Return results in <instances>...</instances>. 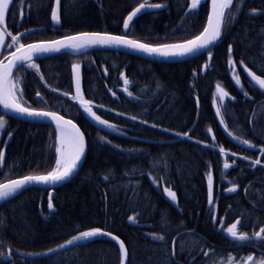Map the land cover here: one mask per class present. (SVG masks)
I'll return each mask as SVG.
<instances>
[{"label": "trees", "instance_id": "16d2710c", "mask_svg": "<svg viewBox=\"0 0 264 264\" xmlns=\"http://www.w3.org/2000/svg\"><path fill=\"white\" fill-rule=\"evenodd\" d=\"M110 2L60 0L59 21L52 24L53 0H12L3 31L11 40L22 31L38 29L17 39L21 42L48 41L80 33L124 35L123 20L112 22L113 17L107 14L119 12ZM151 2L166 4L167 9L136 19L125 34L129 39L156 47L184 43L204 29L208 0H199L196 9H192L190 0ZM225 13L215 46L186 62L160 64L121 53L92 50L78 56L56 55L37 62L34 68H21L14 75L13 83L20 81L19 103L35 109L39 104L34 101L35 95L45 90L48 107L44 110L58 113L79 126L86 140V156L77 175L54 190L53 211L48 207L47 191L36 188L23 190L0 204V264H120L117 245L106 237L86 240L45 259L25 257L49 251L94 229L118 236L128 248L132 245L128 264H228L230 258L232 264H236L243 263L251 253L255 259L264 258V239L253 242L258 252L248 248L238 256L225 253L231 243L236 244L226 236L227 228L236 220L222 215L227 206L234 207L233 201L240 195L257 209L253 214L242 212L238 225L240 234L250 237L264 228V152L261 151L264 149V89L250 82L251 77L245 72L246 66L253 74L264 78L261 75L264 72V0H233ZM6 48L5 42L3 54ZM230 59L235 63L234 70L229 65ZM73 65L81 67L82 95L91 102L89 106L96 115L120 126L134 127L132 119H138L144 124L135 127L141 128L148 139L170 141L186 133L193 124L197 101L200 120L190 137L199 136L200 148L187 149L190 143L183 138L157 146L148 153L121 151L116 157L110 156L115 144L125 140L95 130L83 119L71 101L70 68ZM234 75H238L240 85L236 84ZM104 77L117 80L122 88L112 95L104 89V98H97L91 93L94 87L97 89L93 82L100 83ZM125 79L141 90H150L151 84L164 82L167 93L155 97V101L137 104L126 92ZM217 84L228 93L223 101L217 94ZM62 90H69V97L62 96ZM120 98L129 99L124 110L117 105ZM213 108L220 109V117L229 130L257 149V155L250 154L252 164L249 161L246 165L233 163L222 156L220 148H237L220 132ZM121 114L125 117H119ZM0 118L4 117L0 114ZM5 122V129L0 131V153H3L0 184L52 171L56 160L55 130L10 118H5ZM161 158L162 166H155L154 162ZM256 160L260 163H254ZM225 163L229 168H224ZM239 170L244 172L242 179L248 182L240 193L236 186L238 180L233 179ZM209 173L213 184L211 204ZM158 176L163 181L157 179ZM234 186L236 191L228 190ZM159 187L175 192L177 201L172 203L167 191H160ZM201 209L205 217L199 221L198 232L206 238L179 239L176 243L178 263L173 262L170 244L181 210L186 217L198 212L202 215ZM129 217H135V222ZM142 230L149 231L144 243L138 236ZM160 236L163 239H154ZM223 241L230 246L225 247ZM183 250L192 253L198 262L184 261ZM7 252H10V261L4 260Z\"/></svg>", "mask_w": 264, "mask_h": 264}, {"label": "snow or ice", "instance_id": "6c2138e0", "mask_svg": "<svg viewBox=\"0 0 264 264\" xmlns=\"http://www.w3.org/2000/svg\"><path fill=\"white\" fill-rule=\"evenodd\" d=\"M10 0H0V24H4L5 22V14L8 9ZM57 5H59V0H56ZM199 0H192V9H196ZM233 4V0H212L213 14L208 18V25L205 27L200 35H197L194 39L187 40L184 43L177 44H163L157 47L149 46L148 44L140 43L135 40H129L124 38L123 36H115V35H106L100 33H82L77 36L67 37L65 41H54L50 44H30L27 46V50H25V46L20 44L19 48H17V52H23L22 55H16V52L12 53L13 59L9 61L8 65H3V62H0V104L6 110H11L17 114L27 115L29 117H46L51 118L56 122L57 130L60 133V136L67 140L70 145V151L65 153L61 147L56 148V152L59 154V158L56 160V168L47 174L41 175H29L19 180H13L10 184H0V200L7 199L8 197L13 196L16 192L21 189L27 187L31 183H41V184H56L58 182H63L66 179L71 178L74 171L76 170L77 164L81 159V156L84 153V136L80 132V130L76 127L75 124L72 123L71 120H65L62 116L57 115L55 112H44V111H36L30 110L27 107H22L21 104L15 101V92L13 89L17 87L20 83L19 80L14 84L9 77L12 73V68L17 67L23 64L26 61H32L34 59V54H42L48 52H58L61 49H73L76 51H80L81 49H85L94 45H104V46H124L133 50H139L141 52L147 53L148 55H156L163 58H172V57H181L188 54H194L203 49H206L211 45L214 41H216L221 34V27L225 20V10L229 9ZM146 7L150 8H160L162 5L160 4H151L141 3L138 7L135 8L131 14L128 15L127 19L124 21V29L127 31L129 28V22L133 20V17L137 16L138 13L141 12L142 9ZM52 20L59 21V17L56 10L52 11ZM3 36L0 35V45H3ZM13 43L17 42V37L12 36ZM10 46V45H9ZM231 53V49L229 50ZM5 59H8L5 57ZM209 59L211 56L209 55ZM19 62V64L17 63ZM243 65V61H241ZM229 65L232 66L233 70L235 69V63L232 59L229 60ZM30 68H34L35 65L29 63L27 65ZM207 65H205V68ZM39 71V69H37ZM73 72L75 73L76 79V95L80 97V75H79V65H73ZM245 72L249 77H251L250 82H255V85H258L260 89H264V78L253 74L252 71L248 70L245 66ZM264 76V72L261 73ZM43 79V77H41ZM234 79L237 85L241 84V81L238 75H234ZM124 83L127 84V79L124 80ZM217 94L221 101L224 100L225 97L228 96V93L217 84L216 88ZM39 95V94H38ZM245 96L248 94L245 92ZM22 96V93H21ZM90 101L81 100V107L83 110L92 117L95 121H97L101 125H105L107 127H112L107 124L105 120H102L95 112H93L92 108L89 106ZM217 115H220V109L217 108ZM5 121L0 120V130L5 128ZM223 123V120H221ZM209 131H211L209 129ZM230 136L231 132L228 133ZM243 144H249L247 140L241 141ZM251 146V145H249ZM264 152V149L261 150ZM220 152L224 153L225 149L220 148ZM3 158V153H0V159ZM254 163L259 164L260 161L256 160ZM229 164L225 163L224 168H229ZM212 175L209 173L208 175V188H209V204L212 201ZM229 191H236V187L228 189ZM167 191L168 196L175 201L176 194L175 192ZM48 207L51 209L53 207L51 200L49 201ZM130 221L135 222V217H129ZM240 222L237 221L232 223L230 227L227 228V233L233 237L234 239L246 240L248 239L246 234H238L237 226ZM100 232L99 229H94L90 231H84L79 236L74 237L72 240H69L67 243L69 245L76 243L79 240L89 239L95 237ZM264 233V228H261L259 232L255 235L257 238L264 239V236L261 234ZM105 235H109L108 233H104ZM113 240H117V237L112 236ZM154 239H163L162 236L154 237ZM119 242V250L121 253V264H125V259L127 257V249L123 242ZM64 247V245H61ZM207 255V253H205ZM248 260H252V257H248ZM228 264H232L231 258L228 261ZM264 264V262H262Z\"/></svg>", "mask_w": 264, "mask_h": 264}, {"label": "bare ground", "instance_id": "6f19581e", "mask_svg": "<svg viewBox=\"0 0 264 264\" xmlns=\"http://www.w3.org/2000/svg\"><path fill=\"white\" fill-rule=\"evenodd\" d=\"M24 2L26 0H23ZM54 1L53 0V5H52V11L54 9ZM60 1V0H59ZM110 4L112 5V8L113 9H117L119 10L118 13H115L114 12H109L107 14H111V16L113 17L112 19H114L112 22H116L118 21L120 18L123 20L122 21V30H123V24H124V21L126 19V17L136 8L138 7L139 5H137L136 3H138L140 0H110ZM142 3H145L142 2ZM147 3L148 4H154L151 2V0H147ZM87 4V3H86ZM137 6H136V5ZM163 5H166V4H163ZM167 9V5H166V8L163 9V10H166ZM58 10H59V5L57 7V14H58ZM163 10H160V11H163ZM51 11V12H52ZM159 12V11H157ZM155 13V12H153ZM112 14H114L115 16H113ZM146 14H150V13H146ZM146 14H142L140 16H138L136 19L142 17L143 15H146ZM135 19V20H136ZM134 20V21H135ZM65 21H66V17H65ZM133 21V22H134ZM67 22V21H66ZM111 22V21H110ZM132 22V23H133ZM131 23V24H132ZM130 24V26H131ZM129 26V27H130ZM36 30L38 29H27L25 30L28 34H31V33H34ZM124 31V30H123ZM203 31V30H202ZM201 34V33H200ZM199 34V35H200ZM220 37V36H219ZM194 39V38H193ZM57 39H53V40H48V41H36V42H21L20 40H17V42L13 43L12 39H8L6 41V54H3L2 55V58L5 59V57L9 58L10 56H12V53L13 52H16L17 53V48H19L20 44H23L25 47H27L28 45L30 44H35V43H41V42H51V41H55ZM219 40V38H218ZM217 40V41H218ZM217 43V42H216ZM10 45V46H9ZM215 46V45H214ZM213 46V47H214ZM90 47L88 48H85V49H81L80 51H76V50H73V49H65L63 50L62 52L58 53V54H55L53 56H56V55H61V54H68V55H72V56H78L79 54H81V52H84L86 51L87 49H89ZM212 48V47H211ZM210 48V49H211ZM209 50V49H208ZM207 50V51H208ZM101 51H107V50H101ZM206 51V52H207ZM204 54V53H203ZM202 55V54H201ZM134 57V56H133ZM134 58H137V59H140L142 60V58H139V57H134ZM145 60V59H143ZM39 61H42V60H37V61H32L30 62L31 64H34L36 65L37 62ZM148 61V60H146ZM149 62H152V61H149ZM186 62V61H185ZM153 63H156V62H153ZM181 63V62H179ZM29 63L19 67L12 75L11 77V80L12 78L14 77V75L21 69V68H24V67H27V68H30L28 67ZM160 64H163V63H160ZM72 70H73V66H71L70 68V81H71V89H72V98H71V101L76 105L78 111L79 110V107H78V104H77V101L78 99L76 98L75 94H74V89H73V85H72ZM79 75H80V79H81V67L79 66ZM98 77H99V74H97ZM92 78H94V76H92ZM13 81V80H12ZM93 85L95 86L96 85V88L94 87L93 91L91 92L94 96H96L97 98H104V89L105 91L107 92L108 95H112V94H116L118 92V90H120L122 88V85L117 81V80H113V79H108L107 77H104V79L102 80V82H96L94 81L93 82ZM153 87L148 90L149 88H146L144 90V88H142V90L139 88H134L131 90V92L129 93V97H130V100H134L135 103L137 104H142L143 101H155L156 98H159L163 93H167L166 90L168 89V87L165 85L164 82H156L153 84H151ZM81 87V85H80ZM17 88V87H16ZM18 89V100L17 102H19V93H20V90L19 88ZM40 90V89H39ZM82 90V88H81ZM38 91V90H37ZM46 91L45 90H40V92L38 91V93L35 95L34 97V101L35 99H38V98H41V102L36 105L35 109L34 108H30L29 106H23L21 104L22 107H27L29 108L30 110H36V111H44V112H51V111H46L44 110L45 108H47L48 104H47V101H46ZM59 92V91H57ZM39 94V95H38ZM61 95L62 96H65V97H69L70 95V91L69 90H62L61 91ZM156 97V98H155ZM176 97H174L175 99ZM129 99H124V98H120L118 100V103L117 105H119V107H121L123 110L124 108L126 109V103H128ZM36 102V101H35ZM93 103V102H92ZM130 104V103H129ZM198 106V109L196 110V115L194 116V119H193V124L192 126L190 127V129L182 134L181 136L179 135L178 137L174 138V139H171L170 141H161V140H157L155 138H151V139H148V138H145V135H144V132L141 133V131H143L141 128H138V127H135V126H138L139 123H142V122H139L138 119H132V121L134 122V127L133 126H130V125H125V126H121L120 127V133L123 135L122 138L121 137H116V138H119V139H123L125 140L124 142H120L119 144H115L114 146V149L113 151H111L109 153L110 156H113V157H116L118 154H121V151H123V153L125 152H129V153H143V152H150L152 151V149L156 148L157 146H163L164 144H171V143H176V142H179L180 140H182L183 138L184 139H187L186 141L188 143H190V145L187 147V149H192V148H196L197 150L200 148L202 142L200 143L199 142V136L195 137V138H192L190 137L193 130L195 129V127L197 126L199 120H200V112H199V103L196 101V108ZM124 107V108H123ZM0 114L4 117V118H0V120H4L5 121V118H10V119H13L12 117H9L5 114L2 113L1 111V108H0ZM57 115L61 116L60 114L56 113ZM123 114L119 115V117L121 118H124L125 116H123ZM63 117V116H62ZM116 117V116H115ZM65 118V117H63ZM215 118V116H214ZM68 119V118H66ZM13 120H16V119H13ZM222 120V119H221ZM16 121H20V120H16ZM20 122H23V121H20ZM215 122L216 124L218 125L217 123V120L215 119ZM23 123H28V122H23ZM29 124H34V123H29ZM144 124V123H142ZM36 125H43V124H36ZM6 126V124H5ZM49 126V125H47ZM104 126V125H102ZM222 126L224 128V130L229 133L231 132L232 133V137L240 144H242L243 146L249 148V149H245L243 147H239L235 144H233L231 141H229L226 136L223 134L222 130L220 129L219 125H218V128L220 130V132L222 133V135L231 143L233 144L234 146H236L237 149L235 150H225L224 153H221L222 156H224L225 158H228V159H231L233 163H242L244 165H246L249 161V159L251 158L250 154L252 155H257V149L249 142V144H243L241 141V139H239L235 134L234 132H232L231 130L228 129V127L225 125V123L223 122L222 123ZM264 126V124H263ZM51 127V126H50ZM53 128V127H52ZM204 128H207V126H205ZM5 129V128H4ZM3 129V130H4ZM54 129V128H53ZM2 130V131H3ZM55 130V135H56V139H55V155H56V160L59 158V154L56 152V148L58 147H61L62 150L65 152V153H68L70 151V145L68 143L67 140H64L61 136H60V133L58 130L54 129ZM81 130V129H80ZM95 130H98L100 132H102L101 130L95 128ZM206 130V129H205ZM82 132V130H81ZM103 133V132H102ZM141 133V134H140ZM208 135L211 137L212 135L210 133H208ZM112 137H115V136H112ZM190 137V138H189ZM8 140V139H7ZM251 145V146H249ZM86 156V155H85ZM221 157V155H219ZM250 156V157H249ZM85 159V158H84ZM56 160H55V164H54V168H56ZM84 162V160H83ZM164 163V160L161 158V159H158L157 161L154 162L155 166H162V164ZM250 164L251 161H249ZM83 164V163H82ZM229 164H230V161H229ZM82 166V165H81ZM53 168V169H54ZM246 168H248L246 166ZM78 173V172H77ZM77 175V174H76ZM75 175V176H76ZM74 176V177H75ZM244 176V172L242 170H239L236 175L233 177L234 180H238V184L236 185L237 186V192L240 193L246 185H247V180H244L242 179V177ZM73 177V178H74ZM155 177V175L153 176ZM72 178V179H73ZM17 179V178H16ZM19 179V178H18ZM71 179V180H72ZM157 179H159L160 181H163L159 176L157 177ZM15 180V179H13ZM11 180V181H13ZM9 182V181H8ZM69 182V181H68ZM7 183V182H5ZM4 184V183H2ZM155 185L158 186V183L157 181L155 182ZM36 189H40V188H36ZM57 189V188H56ZM40 190H45L47 191V200H48V197H49V194H50V190L48 189H40ZM55 190V189H54ZM53 190V192H54ZM159 190L160 191H164V187H159ZM23 191V190H22ZM53 192H52V198H53ZM166 192V191H165ZM17 193V192H16ZM16 193L14 195H16ZM167 194V192H166ZM11 196V197H8L7 199H4V200H0V204L9 200L10 198L14 197ZM52 198H51V203H52ZM171 202L174 203L176 202L177 200L173 201L171 198H170ZM194 200V199H193ZM198 199H196L195 201H197ZM50 200H48L49 202ZM234 203V207H232L231 205L227 206L228 209L227 211L225 210H222V215L224 217L228 216L230 217L231 219L233 220H236L235 222L239 221L240 222V219L243 217L242 216V212H245V211H248L250 214H253L254 212H257V209L256 207L253 206V204H249L248 203V200L246 197H242L239 195L238 199L235 201H233ZM197 205L200 206V203H199V200L197 201ZM50 211H53L54 208L52 207L51 209L49 208ZM180 218L179 219V224H178V227L175 228L176 232L174 233V237L171 241V244H170V251H171V258L173 259V262H177L178 261V258L176 257V243L179 239L181 238H191L192 236L193 237H196L198 238L199 240H204V238H206L205 236L201 235L200 232H198V228H199V221L204 218V214H203V210L201 209V214L202 215H198L200 212H198V214H196L195 216L191 215V216H182L183 215V212L181 210L180 212ZM217 215V208H215V216ZM217 218V217H216ZM234 222V223H235ZM202 223V222H200ZM239 225V224H238ZM231 226V225H230ZM229 226V227H230ZM238 227V226H237ZM221 229L223 230V227H221ZM100 232H103V233H108V232H105V231H102L100 230ZM148 232L149 231H140L138 232V236L140 237L141 241H143L142 243L146 242L145 239H148ZM110 235H113L111 233H108ZM115 237H117L121 242H123L118 236L116 235H113ZM226 236L228 237V233H227V230H226ZM97 237H106L107 239H110L108 238L106 235H97L95 237H92V238H97ZM92 238H89V239H92ZM89 239H84L82 242L86 241V240H89ZM111 241H113L112 239H110ZM80 242V244L82 243ZM115 243V241H113ZM224 242V241H223ZM67 243V242H66ZM64 243V244H66ZM124 243V242H123ZM62 244V245H64ZM116 244V243H115ZM117 245V244H116ZM125 245V243H124ZM148 245V244H147ZM224 245L225 247H229L230 246V243L228 242H224ZM78 246V245H77ZM59 247H61V245H58V246H55V247H52L49 249V251H52V250H55V249H58ZM76 247V246H75ZM118 249H119V246L117 245ZM126 249H127V254H128V262H129V252H130V248L132 249V245H130V248L127 247V245H125ZM74 248V247H73ZM249 246H243L242 243H231V247L228 248V250H226L225 253L229 255H242L246 252V250H248ZM72 249V248H71ZM70 250V249H68ZM67 251V250H66ZM184 251V250H183ZM48 252V251H46ZM46 252H43V253H39V254H44ZM65 252V251H63ZM120 252V250H119ZM62 253V252H61ZM39 254H34V255H39ZM60 254V253H58ZM56 254V255H58ZM56 255H53V256H56ZM184 257H186V259L184 261H191L192 263L194 262H198L197 259L194 258V256H192V253H190L189 251L188 252H185L183 253ZM33 256V254H30V255H26L25 257L29 258ZM9 257V260H6V258ZM52 257V256H51ZM248 257H252V260H248ZM49 258V257H47ZM10 252H7V256L4 258L5 261H10ZM31 259V258H29ZM45 259V258H43ZM246 261H249L251 263H260L262 264V260L263 258H260V259H255L254 258V255H252V253L247 256L245 258ZM127 262V264H128ZM178 263V262H177ZM120 264H121V253H120ZM183 264V263H182ZM194 264H199V263H194Z\"/></svg>", "mask_w": 264, "mask_h": 264}, {"label": "water", "instance_id": "95a60500", "mask_svg": "<svg viewBox=\"0 0 264 264\" xmlns=\"http://www.w3.org/2000/svg\"><path fill=\"white\" fill-rule=\"evenodd\" d=\"M192 1V0H191ZM218 3H219V0H218ZM208 16H207V20H206V24H205V27H207L208 25V18L210 15L213 14V7H212V0H209V3H208ZM151 5V4H149ZM162 5V4H160ZM57 3H56V0L54 1V9L53 10H56L57 11ZM166 8V5H162V7L160 8H150V7H146L145 9H142L140 13L137 14V16L133 17V20L129 22V26L130 24L140 15L142 14H146V13H153V12H157V11H160V10H163ZM135 10V9H134ZM133 10V11H134ZM132 11V12H133ZM131 14V13H130ZM128 17V16H127ZM126 17V19H127ZM125 19V20H126ZM52 22H54V20H52ZM204 27V28H205ZM123 30H124V33H126L127 31L124 29V24H123ZM202 33V32H201ZM100 34H103V33H100ZM106 35H112V34H106ZM74 36H77V35H74ZM115 36H118V35H115ZM71 37V36H70ZM124 37V36H123ZM67 37L65 38H61V39H57L55 41H58V40H61V41H65V42H68L66 40ZM126 38V37H124ZM128 39V38H126ZM130 40V39H129ZM218 40V39H217ZM216 41H214L211 45H209L208 48L206 49H203L199 52H196L194 54H188V55H185V56H181V57H172V58H163V57H159V56H156V55H148L147 53H144V52H141L139 50H133V49H130V48H127V47H124V46H104V45H94V46H91L89 49L87 50H91V49H97V50H107V51H113V52H117V53H123L125 55H129V56H134V57H139V58H142V59H145V60H148V61H152V62H156V63H179V62H185V61H189V60H192L194 58H197L198 56H200L201 54L205 53L208 49H210L211 47H213L215 44H216ZM54 41H51V42H41V43H35V44H50ZM25 50H27V47H25ZM63 50L65 49H61L60 51L58 52H48V53H42V54H34V59L32 61H37V60H43L47 57H51L55 54H58L60 52H62ZM23 52H17L16 55H22ZM13 57L10 56L6 61L3 62V65H8L9 64V61L12 60ZM32 61H26L24 62L23 64L17 66V67H13L12 68V73H11V76L9 77V79H11L13 73L21 66L27 64V63H30ZM19 64V62H17ZM72 85H73V89H74V94L76 96L77 99H79L81 97H77L76 95V79H75V73L73 72L72 70ZM80 85H81V79H80ZM80 93H81V87H80ZM78 107H79V110L81 112V114L83 115V117L85 118V120L87 122H89L92 126H94L95 128L101 130L102 132L106 133V134H109V135H112V136H115V137H121L122 138V134L121 133H118V132H115L111 129H108V128H105L104 126H102L101 124H99L97 121H95L94 119H92L91 116H89L84 110H83V107H81V102L78 101ZM0 108H1V111L3 114L9 116V117H12L13 119H16V120H20V121H23V122H28V123H34V124H43V125H49L51 127H53L54 129L57 130V127H56V122L53 121L51 118H46V117H29L27 115H21V114H17L11 110H6L2 104H0ZM197 109H198V106H197ZM214 115H215V119L217 120V123L220 127V129L222 130L223 134L226 136V138L231 141L233 144L239 146V147H243L245 149H249L245 146H243L242 144L238 143L232 136H230L223 128L222 126V123H221V118L219 115H217V111L216 109H214ZM65 120H69V119H66L64 118ZM73 124H75L73 121H72ZM76 125V124H75ZM76 127L79 129V127L76 125ZM80 130V129H79ZM81 132V130H80ZM82 133V132H81ZM83 134V133H82ZM84 136V135H83ZM85 155H86V141H85V138H84V153L83 155L81 156V159L80 161L78 162L77 164V167H76V170L74 171L73 175L71 176V178L69 179H66L65 181L63 182H58L56 184H41V183H31L29 184L27 187L21 189L20 191H18L17 193L21 192L22 190H26V189H29V188H40V189H48L50 190V194H49V197H48V200H51L52 198V192L54 189L62 186L63 184L67 183L68 181H70L76 174L77 172L79 171L82 163H83V160L85 158ZM24 178V177H23ZM19 179H22V178H19ZM19 179H15V180H19ZM11 181L7 182V183H4V184H10ZM16 193V194H17ZM15 196V195H14ZM97 235H105L103 232H99ZM96 235V236H97ZM108 238L112 239V236L113 235H106ZM113 240V239H112ZM83 240H79L77 241L76 243L74 244H71L69 245L68 243L64 244V247H59L58 249H55V250H52V251H48L44 254H39V255H33L29 258L31 259H43V258H47V257H51L53 255H56L58 253H61L63 251H66L68 249H71L77 245L80 244V242H82ZM115 241V243L119 246V242L120 241L118 238L117 240H113ZM121 242V241H120ZM6 260H9V257L6 258ZM128 262V254H127V257L125 259V264H127Z\"/></svg>", "mask_w": 264, "mask_h": 264}, {"label": "flooded vegetation", "instance_id": "af4514ba", "mask_svg": "<svg viewBox=\"0 0 264 264\" xmlns=\"http://www.w3.org/2000/svg\"><path fill=\"white\" fill-rule=\"evenodd\" d=\"M1 54V53H0ZM128 81V80H127ZM127 85H128V89L126 90V92H127V94L129 95V93L131 92V90L135 87V84L134 83H130V82H128L127 83ZM123 94V93H122ZM35 101H36V103H40L41 102V98H38V99H35ZM108 124H111L113 127H115V129H117V130H119L120 131V125H115V124H113V123H108ZM252 169H253V167H251ZM260 230V229H259ZM237 231H238V234H240V230L238 229V227H237ZM256 234V233H255ZM254 234V235H255ZM228 239L229 240H232V241H234L235 243H243V246L245 247V246H249V248L250 249H254L255 251H257L258 252V250L255 248V247H253V246H255L254 244H253V242H258V241H245V240H239V239H234L233 237H231L229 234H228ZM244 241V242H243ZM260 241H262V240H260ZM263 262H264V258H263V260H262ZM248 263H250L249 261H248ZM247 262H246V264H248ZM236 264H245V262H243V263H236ZM256 264H260V263H256Z\"/></svg>", "mask_w": 264, "mask_h": 264}, {"label": "rangeland", "instance_id": "374dc122", "mask_svg": "<svg viewBox=\"0 0 264 264\" xmlns=\"http://www.w3.org/2000/svg\"><path fill=\"white\" fill-rule=\"evenodd\" d=\"M12 0H10V2H11ZM10 4V3H9ZM6 15V14H5ZM1 27H4V25L3 24H0V35H2L3 36V38H4V35H3V32H2V28ZM14 84H15V82H14ZM13 91L15 92V101H17L18 100V89L15 87L14 89H13ZM6 124V123H5ZM0 131H2V130H0Z\"/></svg>", "mask_w": 264, "mask_h": 264}]
</instances>
